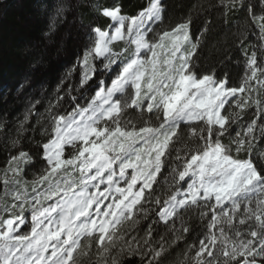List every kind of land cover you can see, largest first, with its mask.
Returning a JSON list of instances; mask_svg holds the SVG:
<instances>
[{
  "label": "snow or ice",
  "instance_id": "1",
  "mask_svg": "<svg viewBox=\"0 0 264 264\" xmlns=\"http://www.w3.org/2000/svg\"><path fill=\"white\" fill-rule=\"evenodd\" d=\"M89 7L106 21L83 25L76 61L81 87L100 73L94 95L0 118V264H264V0H197L177 18L169 0ZM213 9L241 20L219 68L200 56Z\"/></svg>",
  "mask_w": 264,
  "mask_h": 264
},
{
  "label": "trees",
  "instance_id": "2",
  "mask_svg": "<svg viewBox=\"0 0 264 264\" xmlns=\"http://www.w3.org/2000/svg\"><path fill=\"white\" fill-rule=\"evenodd\" d=\"M66 3L68 10L66 19L57 29L48 33L50 13L58 3ZM95 0H0V118L6 119L14 128L16 122L23 118L24 113L33 101L39 100L36 106L39 113H44L49 101L55 102L59 94L64 96L61 111L70 108V98L65 91L72 90L81 105L86 98L94 95L97 72L92 80L83 87L80 86L82 69L76 63L86 42L83 25L99 24L106 21L97 19L90 3ZM107 2V0H104ZM174 18L183 16L189 11V6L197 0H169ZM129 12L136 11L146 0H124ZM208 19L212 21L213 31L219 40L214 39L200 53L204 67L218 64L225 52L232 47L233 34L241 24L238 16L230 17L223 22L219 12L214 9ZM193 31L197 32L203 23V16H193ZM258 38L255 30L249 34L247 43L255 45ZM215 45V47H214ZM235 55V50L229 52ZM231 74L236 77L240 69L233 61L228 65ZM70 72V75H69ZM110 75V74H109ZM107 79V76L104 77ZM23 85V87H21ZM59 89V92L57 90ZM37 116L29 121L30 128H38ZM10 129H6L8 131ZM29 142L35 137L40 139L36 131L25 133ZM7 156L3 137H0V166ZM167 172L161 174L158 180L162 182ZM192 239H195L193 235Z\"/></svg>",
  "mask_w": 264,
  "mask_h": 264
},
{
  "label": "rangeland",
  "instance_id": "3",
  "mask_svg": "<svg viewBox=\"0 0 264 264\" xmlns=\"http://www.w3.org/2000/svg\"><path fill=\"white\" fill-rule=\"evenodd\" d=\"M129 171H131V170H129Z\"/></svg>",
  "mask_w": 264,
  "mask_h": 264
}]
</instances>
